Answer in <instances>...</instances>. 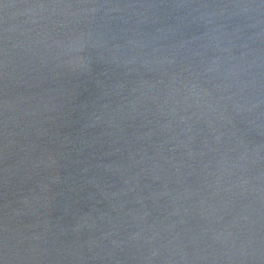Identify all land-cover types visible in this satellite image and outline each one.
<instances>
[{
    "label": "water",
    "instance_id": "obj_1",
    "mask_svg": "<svg viewBox=\"0 0 264 264\" xmlns=\"http://www.w3.org/2000/svg\"><path fill=\"white\" fill-rule=\"evenodd\" d=\"M0 264H264V0H0Z\"/></svg>",
    "mask_w": 264,
    "mask_h": 264
}]
</instances>
